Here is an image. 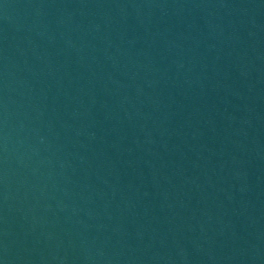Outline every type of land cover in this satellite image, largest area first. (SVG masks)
<instances>
[{"label": "water", "instance_id": "95a60500", "mask_svg": "<svg viewBox=\"0 0 264 264\" xmlns=\"http://www.w3.org/2000/svg\"><path fill=\"white\" fill-rule=\"evenodd\" d=\"M0 264H264V0H0Z\"/></svg>", "mask_w": 264, "mask_h": 264}]
</instances>
